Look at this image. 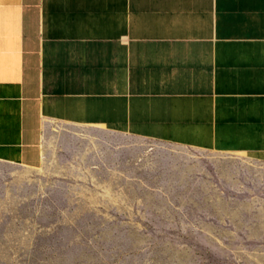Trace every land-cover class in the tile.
<instances>
[{
    "label": "crops",
    "instance_id": "crops-1",
    "mask_svg": "<svg viewBox=\"0 0 264 264\" xmlns=\"http://www.w3.org/2000/svg\"><path fill=\"white\" fill-rule=\"evenodd\" d=\"M54 120L264 164V0H0V161L46 164Z\"/></svg>",
    "mask_w": 264,
    "mask_h": 264
},
{
    "label": "rangeland",
    "instance_id": "rangeland-1",
    "mask_svg": "<svg viewBox=\"0 0 264 264\" xmlns=\"http://www.w3.org/2000/svg\"><path fill=\"white\" fill-rule=\"evenodd\" d=\"M49 123L46 164L0 165V264H264L263 163ZM97 130L120 148L106 139L99 157ZM122 152L123 181H103L94 167Z\"/></svg>",
    "mask_w": 264,
    "mask_h": 264
},
{
    "label": "water",
    "instance_id": "water-1",
    "mask_svg": "<svg viewBox=\"0 0 264 264\" xmlns=\"http://www.w3.org/2000/svg\"><path fill=\"white\" fill-rule=\"evenodd\" d=\"M75 127L76 126H73V124H66V126H64L63 128H64V130H67V131H73V130H75L74 129ZM125 137L129 138L127 136H125ZM139 139H145V140L149 141L150 143L159 144L160 147H163V148H169L170 149L174 145L173 143H167V142H163V141H150L149 139H146V138H139ZM177 145H179L180 147H185L189 151L195 150V149L188 147V146H184V145H180V144H177ZM133 160H134L133 165L136 167H139V161L136 160L135 158ZM4 163H6V164H4ZM7 163H9V162L0 161L1 166H8L9 164H12V163L7 164ZM150 171H153V170H150ZM136 185H138L137 188H144V190L148 191L152 196H156L157 198H161V199L166 200V197L163 196L161 191L156 190V189L153 190L148 183H146V185H144L143 183H138Z\"/></svg>",
    "mask_w": 264,
    "mask_h": 264
},
{
    "label": "bare ground",
    "instance_id": "bare-ground-1",
    "mask_svg": "<svg viewBox=\"0 0 264 264\" xmlns=\"http://www.w3.org/2000/svg\"><path fill=\"white\" fill-rule=\"evenodd\" d=\"M73 126H76L75 128H78L79 126L78 125H73ZM64 126H62V130H64V128H63ZM64 131H67V130H64ZM70 132V131H69ZM172 147H175V145H173ZM177 147H180L179 145H177ZM237 159H239V158H237ZM247 160H249L248 158H245V159H239V160H237L239 163H243V162H246ZM254 163H256V162H254Z\"/></svg>",
    "mask_w": 264,
    "mask_h": 264
}]
</instances>
